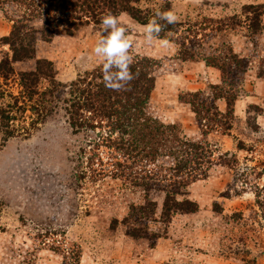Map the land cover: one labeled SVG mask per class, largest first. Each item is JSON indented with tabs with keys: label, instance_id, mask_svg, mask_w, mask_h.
Instances as JSON below:
<instances>
[{
	"label": "rangeland",
	"instance_id": "1",
	"mask_svg": "<svg viewBox=\"0 0 264 264\" xmlns=\"http://www.w3.org/2000/svg\"><path fill=\"white\" fill-rule=\"evenodd\" d=\"M261 5L143 1L151 19L158 10L178 16L170 28L157 18L168 47L146 43L144 25L120 16L133 62L154 65L148 116L212 154L207 175L193 170L198 180L175 197L182 208L195 203L196 212L171 218L164 206L181 158L126 155L109 120L75 132L67 90L38 106L15 103L18 72L46 59L69 86L103 64L93 49L108 33L91 24L38 40L36 60L15 63V75L0 79V108L10 106L15 117L0 118V264H264V17L258 28L253 20ZM12 17L0 9V61L12 56L2 42ZM48 87L41 81V91Z\"/></svg>",
	"mask_w": 264,
	"mask_h": 264
},
{
	"label": "trees",
	"instance_id": "2",
	"mask_svg": "<svg viewBox=\"0 0 264 264\" xmlns=\"http://www.w3.org/2000/svg\"><path fill=\"white\" fill-rule=\"evenodd\" d=\"M143 1L147 0H0V9L13 10L12 32L2 39L5 45L10 46L12 56L0 61V79L7 81L15 75V63L36 60L38 40L51 42L61 29L73 36L91 24L101 26L102 18L108 13L116 16L126 14L137 23L146 25L151 17L140 7ZM253 14L254 27L258 28L264 17V5L255 8ZM163 23L170 28L166 21ZM163 34H160L162 38ZM102 66L65 86L56 80L51 61L37 59L34 70L17 73L22 91L19 99L14 98L15 103L23 99L38 106L41 98H54L67 90L70 99H65V103L69 104L67 113L75 132L96 129L97 120H109L120 135L118 145L126 149V155L155 160L164 151L166 156H172L176 161L181 158L180 166L172 169L175 172L172 176L176 178L170 185L171 191H168L164 216L171 218L177 211L195 213V203L186 201L189 208H182L184 204H179L175 197L180 194L181 187L198 180L199 175L194 176L193 170H199L202 177L207 175L213 164L211 152L201 143L182 140L175 127L165 126L148 116L146 110L155 82L150 73L154 66L151 60L132 62L130 71L133 79L120 91L105 86ZM43 80L49 83L45 91L40 89ZM212 105L216 109L215 101ZM0 118L2 122L15 120L10 106L0 108ZM8 127L7 123L5 128ZM6 134L13 137L11 130ZM186 171L188 179L182 177Z\"/></svg>",
	"mask_w": 264,
	"mask_h": 264
},
{
	"label": "clouds",
	"instance_id": "3",
	"mask_svg": "<svg viewBox=\"0 0 264 264\" xmlns=\"http://www.w3.org/2000/svg\"><path fill=\"white\" fill-rule=\"evenodd\" d=\"M157 18L166 21L167 24H175L179 18L173 11L158 10L155 17L143 26L146 43L152 44L158 40L161 46L168 47L171 42L159 37L162 26ZM101 27L108 35L97 42L93 52L103 61L102 72L105 86L114 91H120L133 79L130 71L133 57L129 53L132 47L131 37L126 34L127 29L122 26L120 16L108 13L102 18Z\"/></svg>",
	"mask_w": 264,
	"mask_h": 264
}]
</instances>
